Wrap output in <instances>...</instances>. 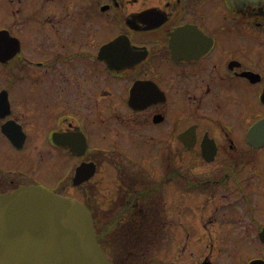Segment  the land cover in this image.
Segmentation results:
<instances>
[{
	"label": "flooded vegetation",
	"instance_id": "obj_1",
	"mask_svg": "<svg viewBox=\"0 0 264 264\" xmlns=\"http://www.w3.org/2000/svg\"><path fill=\"white\" fill-rule=\"evenodd\" d=\"M0 8V194L78 199L109 264H264V0Z\"/></svg>",
	"mask_w": 264,
	"mask_h": 264
},
{
	"label": "water",
	"instance_id": "obj_2",
	"mask_svg": "<svg viewBox=\"0 0 264 264\" xmlns=\"http://www.w3.org/2000/svg\"><path fill=\"white\" fill-rule=\"evenodd\" d=\"M230 1L244 5L260 0ZM82 170V166L77 169L75 184L84 180ZM0 264L109 262L83 203L41 186H30L0 195Z\"/></svg>",
	"mask_w": 264,
	"mask_h": 264
},
{
	"label": "rangeland",
	"instance_id": "obj_3",
	"mask_svg": "<svg viewBox=\"0 0 264 264\" xmlns=\"http://www.w3.org/2000/svg\"><path fill=\"white\" fill-rule=\"evenodd\" d=\"M3 0H0V3L2 2ZM1 13H2V11H1V8H0V15H1ZM165 249H163V248H160V249H158L156 252H155V258L157 257H159L160 256V259H162V260H164V261H166V260H168L169 258H167V257H165V256H162V255H164L165 254Z\"/></svg>",
	"mask_w": 264,
	"mask_h": 264
}]
</instances>
